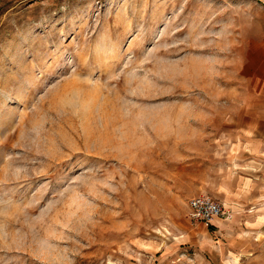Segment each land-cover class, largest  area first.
I'll return each instance as SVG.
<instances>
[{
	"label": "rangeland",
	"instance_id": "1",
	"mask_svg": "<svg viewBox=\"0 0 264 264\" xmlns=\"http://www.w3.org/2000/svg\"><path fill=\"white\" fill-rule=\"evenodd\" d=\"M262 44L264 0H0V264H264Z\"/></svg>",
	"mask_w": 264,
	"mask_h": 264
},
{
	"label": "built area",
	"instance_id": "2",
	"mask_svg": "<svg viewBox=\"0 0 264 264\" xmlns=\"http://www.w3.org/2000/svg\"><path fill=\"white\" fill-rule=\"evenodd\" d=\"M190 217L197 222H201L207 228L214 225L217 221H227L229 212L225 207L207 195L193 197L188 202Z\"/></svg>",
	"mask_w": 264,
	"mask_h": 264
},
{
	"label": "crops",
	"instance_id": "3",
	"mask_svg": "<svg viewBox=\"0 0 264 264\" xmlns=\"http://www.w3.org/2000/svg\"><path fill=\"white\" fill-rule=\"evenodd\" d=\"M262 45L264 48V44ZM244 103L243 112L247 116L250 115L248 120H251L252 125L251 128L245 129V133L248 137H256L259 140H256L257 143H264V77L261 78L257 90L250 93ZM215 223L213 226H216Z\"/></svg>",
	"mask_w": 264,
	"mask_h": 264
}]
</instances>
